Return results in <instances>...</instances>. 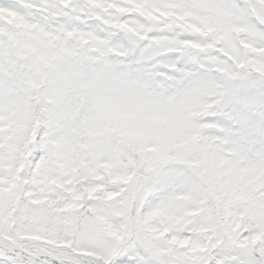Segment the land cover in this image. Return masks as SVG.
<instances>
[{"label": "snow or ice", "instance_id": "snow-or-ice-1", "mask_svg": "<svg viewBox=\"0 0 264 264\" xmlns=\"http://www.w3.org/2000/svg\"><path fill=\"white\" fill-rule=\"evenodd\" d=\"M0 264H264V0H0Z\"/></svg>", "mask_w": 264, "mask_h": 264}]
</instances>
